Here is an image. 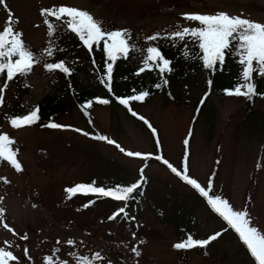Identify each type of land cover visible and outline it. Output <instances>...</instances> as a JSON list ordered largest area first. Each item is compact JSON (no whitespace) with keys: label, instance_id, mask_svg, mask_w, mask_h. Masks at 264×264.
Masks as SVG:
<instances>
[{"label":"rangeland","instance_id":"rangeland-1","mask_svg":"<svg viewBox=\"0 0 264 264\" xmlns=\"http://www.w3.org/2000/svg\"><path fill=\"white\" fill-rule=\"evenodd\" d=\"M54 5L85 9L96 19L104 18L118 28L128 27L150 36L179 24L198 26L196 22L185 21L183 13L225 11L264 23V0H0V30L6 26L11 12L12 20L18 21L13 27L22 32L23 40L32 47H40L47 31L40 10ZM134 61L138 63V59ZM50 77L41 63L34 66L27 78L32 90L23 96L26 106L48 91ZM13 89L14 85L9 84L5 99ZM202 90L199 84L191 86L189 100L184 102L167 100L161 93L132 103L134 111L157 128L159 149L143 122L118 103L114 107L111 102L93 104L88 109L90 119L74 107L57 118L63 125L71 126L60 129L36 124L13 129L8 122V105L2 106L0 132L15 140L14 148L18 149L23 171H15L6 162L0 164V178L6 177L8 181L0 182V221L9 224L19 236L27 234L28 239L20 240L0 226V247L13 251L19 264H44V257L53 255L54 248H60L55 255L69 264L75 263L68 255L72 251L89 256L99 251L105 260L98 264H108L109 259L112 264H137V261L138 264H256L232 235L219 237L206 249L173 247L187 237L179 227H186L195 239H205L224 222L211 213L200 196L201 204L193 206V213L177 216L181 204L189 202L195 194L159 161H152L145 168L144 172L151 174L152 192L145 193L138 209V228L130 234H108L106 227L110 224L102 223L93 214L111 209L108 204L111 200L103 199L83 210L74 208L79 205L77 201L72 200L74 206L66 200L65 190L78 183L94 180L97 186H104L111 176H120L122 185H129L137 179L143 161L74 129L90 134L99 132L133 152L161 150L173 165H179L184 157L183 139L191 128L189 174L205 187L213 176L211 195H221L235 210L248 208L252 226L264 233V101L256 100L254 114L244 121L242 98L221 96L212 90L199 116L191 121ZM210 106L213 110H209ZM66 144L70 150L64 148ZM79 147L92 148L101 156L96 154L97 160H90L94 153L84 156ZM69 239L76 241L74 247L67 245ZM6 240L12 242L11 248L4 244ZM134 245L141 251L138 258L131 253ZM24 247L31 261L25 258Z\"/></svg>","mask_w":264,"mask_h":264},{"label":"snow or ice","instance_id":"snow-or-ice-1","mask_svg":"<svg viewBox=\"0 0 264 264\" xmlns=\"http://www.w3.org/2000/svg\"><path fill=\"white\" fill-rule=\"evenodd\" d=\"M40 15L44 18V23L47 26V35L50 39L48 46L41 49L39 53H34L23 40L22 32L15 30L13 24L18 23V21L14 22L12 20L11 12H9L6 26L3 27V30H0V77H5L3 84L0 85V106H3L5 103V92L10 82H13L18 77H27L41 59L45 57L52 58L57 51H64V49L58 48L54 39H52L57 31L74 35L79 41V45L84 47L90 55L93 53L94 46L97 49H101V44L103 45L101 49L104 54L103 72L99 76V80L109 93H112L114 65L120 59H127L132 51L143 52L142 66L135 74L140 75L145 71H157L162 79V83H156L154 87L160 89L162 86H167L169 81L164 78V74L174 71L172 67L173 61L166 58L160 46L153 42L159 40L171 41L172 45L176 46L178 41L184 43L187 40L192 43L193 47L189 49L185 43L183 49H181V55L185 60L200 61L202 68L205 70L212 72L223 71L227 57H231L238 65L236 83L230 88L223 89L225 95L243 97L249 101L257 95L264 98V93L257 92L253 78L254 73L257 77L264 78V23L253 21L242 15H231L225 11H217L215 13H183L182 16L185 21L196 22L198 26L180 27L178 25L177 30L165 32L163 35L160 32L154 33L151 36L145 37V40L148 42L146 49H139L131 42L132 34L130 30L126 28L106 30L103 27L104 22L96 19L85 9L67 5H54L42 8ZM50 17L54 18L56 22L50 20ZM92 63L94 66L96 65L94 56ZM44 69L48 72L59 71L66 76H70L74 70L64 60L46 62ZM207 83L210 92L213 82L209 79ZM132 92L134 94L126 97H115V99L120 105L127 108L133 117H137L144 122L151 130L156 146L159 149L160 140L157 129L144 116L133 111L130 106L132 101H145L150 92L148 90L137 92L136 89H132ZM209 92H206L201 98L200 105L204 104ZM94 103L107 105L110 103V100L101 97L87 100L80 105L82 112L88 115V109ZM197 112H199V107L197 108ZM40 119V107L36 105L26 114L9 116L8 122L13 129H22L37 124ZM89 123L91 124L92 121L89 120ZM44 126L52 129L71 127L52 121ZM74 130L86 136L92 135L84 132L82 129ZM191 136L192 129L190 128L187 137L183 141L185 153L182 164L180 167H177L162 154L133 152L124 149L115 140L106 135L99 133L92 135V138L96 140L114 145L121 153L128 157L139 158L145 161L144 166L139 169V179L129 185L118 184L108 187L97 186L94 180L91 183H78L68 187L65 190L66 195L69 199L77 194L92 195L97 198H111L116 201H122L126 205L129 200L134 199V194L145 182L144 171L147 167V161L155 159L166 166L183 183L205 198L210 209L222 218L227 226L225 229L205 239H195L191 234H188L185 239L173 245L176 250L206 249L208 245L221 237L225 231L231 229L237 234L238 239L243 245L246 246L256 264H264V233H261L257 227L252 226L248 208L235 210L229 201L221 195H211L213 176L209 177L207 186L205 187L197 179L189 175L188 148ZM15 143V140L7 133L0 132V164L6 162L15 171L21 172L23 171V166L18 160V149L14 148ZM257 167H260V165L258 164ZM0 182L8 181L6 177H3L0 178ZM94 202V200L89 201L84 207H88ZM121 214L127 215L125 207L119 208L108 219L115 220ZM131 219L135 218L131 217ZM0 226L11 232L14 236H19L9 224L0 221ZM19 239L27 240V234L19 236ZM59 243L60 241L57 240V244ZM66 243L74 247L76 241L69 239ZM140 243L142 244L143 241H140ZM4 244L8 248L12 247L11 241L6 240ZM16 246L19 247V245ZM23 252L25 258L31 261L27 247H24ZM52 252L53 255H46L44 257V264H69L67 260H61L55 255L60 252V248H54ZM131 253L136 258L141 256V251L136 245L131 247ZM68 255L73 258L75 264H98V262L105 260V257L99 251L92 253L91 256L81 255L76 251L69 252ZM10 262H17L19 264V258L14 255L13 251L0 247V264H10ZM108 264H112L110 259L108 260Z\"/></svg>","mask_w":264,"mask_h":264},{"label":"trees","instance_id":"trees-1","mask_svg":"<svg viewBox=\"0 0 264 264\" xmlns=\"http://www.w3.org/2000/svg\"><path fill=\"white\" fill-rule=\"evenodd\" d=\"M97 19L102 20L104 22L103 27L106 30L122 29V28H126L130 30L132 34L131 42L134 43L139 49H146V47L148 46V42L145 40V37L150 36V35L138 34L128 27L118 28L115 23L109 24L107 21H104L105 20L104 18L103 19L97 18ZM53 22H56V21H53ZM177 26L178 25H176L175 27H169L163 30H159L158 32H160L163 35L165 32H171V31L177 30ZM179 26L183 27V26H188V25L179 24ZM49 39L50 38L48 37L47 31H46L45 37H44V44L42 46L32 47L28 43L26 42L25 43L27 46L30 47V49L34 53H39L41 49L48 46ZM52 39H54L57 47L60 49H64V51H57L54 57L52 58L45 57L44 59H41L39 63H41L44 67V64L46 62H56V61L64 60L69 67H72L74 69L72 74L70 76H66L65 74L59 71H54V72L46 71V73L51 75L50 81H49V89L36 102H34L30 106H26L23 102V96L29 93L33 87L32 83H30L27 80L30 74L27 77H23V78L18 77L13 82H10V84L14 85V89L12 91L11 96L5 99V103L3 104L4 107L8 105V110H7L8 116L26 114L34 106L39 105L41 119L36 125L45 127L44 125L48 124L50 121L63 125L62 122L58 121L57 119L58 117L66 113H69L74 107H78L81 110L80 108L81 104L95 97L109 99L111 104L114 107L118 103L115 97H126L128 95H132L134 94L132 92V89H136L137 92L141 90H148L150 92V95L145 99V101L153 96H156L162 93L164 94L167 100H175L179 102H184L185 99L189 100L188 93H190L191 86L199 84L201 87H203V90L196 101L194 113L191 119V121H194L199 116L200 111L204 107L205 102H207V99H206L204 104L200 105L201 98L204 96L206 92H209V86H208L207 81L211 79L213 82L211 85L210 92L213 90L217 92L219 95L225 96L223 89L232 87L234 83H236V77L238 75V65L234 62V60L231 57L226 58V63H225L223 71L212 72L210 70L203 69L201 66V62L198 60H192V59L185 60L183 58V56L181 55V49H183L185 43L187 44L189 49H192L193 45L191 42L186 40L184 43H181L178 41L177 45L173 46L171 41L159 40L153 43L159 45L164 56L173 61L172 67L174 71L164 74V78H166L169 81L168 85L162 86L160 89H157L154 87L156 83H162V79L157 71H145L141 73L140 75H136L135 73L142 66L143 52L142 51H132L130 52L129 57L127 59H120L114 65L113 80H112V93H109L107 89L104 87V85L100 83V80H99V76L103 72V61H104V54L101 51L103 47L102 44H101V49H97L94 46L93 53L92 55H90L89 52L84 47L79 45V41L74 37V35L70 33L57 31V33ZM93 56L96 60L95 66L92 63ZM134 59L135 60L138 59V63H136ZM4 78L5 77H2V81L0 82V85L3 84ZM253 78L256 84L257 92L264 93V78L257 77L255 73L253 74ZM240 98H242L243 105H244V114H243V119H242L244 121L248 120L254 114L255 101L256 100L264 101V98H262L259 95L255 96L251 101L246 100L243 97H240ZM134 102H138V101H132L130 104L131 108H132V103ZM94 104H98V103H94ZM1 107L2 106H0V115H1L2 108H4V107L2 108ZM198 107H199V112H197ZM210 107L211 108L209 110L211 109L213 110V107L212 106ZM125 109L127 113L131 115V113L127 110V108ZM132 110L134 111L133 108ZM86 116H87V119H90L89 110H88V115ZM145 118L152 125V122L147 117ZM136 119L138 118L136 117ZM144 126L147 127L145 124ZM147 129L149 128L147 127ZM96 133H99V132H96ZM157 133L159 134L158 130H157ZM92 135H95V134H92ZM151 135H152V132H151ZM152 138L154 140L155 147H157L155 138L153 135H152ZM160 147H161V141H160ZM64 148H66L67 150H70V146L67 144L64 146ZM79 148L82 150L83 147H79ZM82 152L84 156H89V152H93L94 154L90 157V160L91 159L97 160L96 154H99V155L101 154L97 152L96 150H93L92 148H90V150H82ZM152 153L162 154V151L160 150L159 152L155 151ZM184 153H185V146H184ZM182 160L179 165H175V166L180 167L182 164ZM152 161H156V160L152 159V160L147 161V165ZM101 164H102V167H104V164L103 163ZM144 164H145V161H142L139 169L143 167ZM138 173H139V170H138ZM144 176H145V182L143 183L142 187L138 189L137 192L134 194V199L129 200L126 205L125 203L122 204L123 203L122 201H116L111 198H97L92 195L78 194L72 197L71 199H69L66 195L67 197L66 200L68 202H71L70 204L74 206H75V202L77 201L79 205L75 207L73 206V207L79 210L88 209L90 206L97 203L98 201H101V200L103 201V199H106V200L109 199V201L107 200V202H110L111 200L112 202L108 203L111 209H107L106 212L104 211V209H102L97 212H94L93 214H97L98 218L101 220L102 223L110 224L108 225V227H106V232L108 234L116 233L118 235L119 234L123 235L125 232H129L130 234L132 230L138 228V225L136 223L137 214H138V209L140 208L142 201L146 198L145 193L152 192L151 174L144 172ZM138 179H139V175L136 180ZM136 180L132 181L131 183L135 182ZM107 181L109 182L108 184L106 183L104 185L105 187L114 186L118 184L122 185V179L120 176L118 177L111 176V178H109ZM194 194L195 195L193 196V198L189 200V202H185L184 204H181L179 211L176 212L178 214L177 216H180L181 214L186 215V213L190 215L191 213H193V206L195 204H201V201L199 198L200 195L196 191H194ZM78 196L80 197L78 198ZM201 199L208 206L205 198L201 197ZM72 200H75V202H73ZM93 200L95 201L94 203H92L88 207H84V205L88 204L89 201H93ZM116 203H119V204H116ZM121 207H125L127 215L121 214L115 220H109L108 218ZM208 209H210L209 206H208ZM210 211L211 213H213L214 216H216L219 219H222L217 214H215L211 209ZM131 217H134L135 219H131ZM226 227H227L226 223L224 222V225L220 227L217 230V232L225 229ZM179 229L181 232L182 231L188 232L186 227L182 226V227H179ZM224 235L226 236L232 235L234 239L240 242L239 244L241 245V249L244 250L247 254L249 253L248 250L246 249V246H244L243 243L238 239L237 234L233 230L229 229L225 231L222 236ZM122 238H126V237H122Z\"/></svg>","mask_w":264,"mask_h":264}]
</instances>
